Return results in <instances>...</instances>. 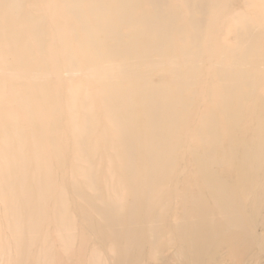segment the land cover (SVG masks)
<instances>
[{
  "label": "rangeland",
  "instance_id": "obj_1",
  "mask_svg": "<svg viewBox=\"0 0 264 264\" xmlns=\"http://www.w3.org/2000/svg\"><path fill=\"white\" fill-rule=\"evenodd\" d=\"M32 2L33 5L27 0H20L21 7L11 16V19L19 22L13 25L16 30L14 33L4 29L1 22L3 19L0 18V264H238L235 262L237 258L241 259L240 264H264V156H256L257 138L264 154V120L249 121L250 116L261 113L260 107L264 102V98L260 97L263 91L260 90L264 89V81H260L264 76L262 50L257 48L248 53L244 69L253 75L254 92L247 93L242 87L241 92L246 95L232 104L235 110L239 103L242 113V118L233 123L232 137L225 133L227 128L221 114L217 112L216 137L204 136L205 140H213L210 145L200 143L195 133L197 127H201L200 115H206L213 109L215 103L211 100L212 93L218 91V87L214 86L211 93L203 92L212 82L207 71L212 61L206 54L198 59L201 72L195 83L181 94V104L184 105L182 114L185 113V118L176 112L180 115L179 119H182L177 121L174 129L162 130L165 140L161 149H151L160 164L143 172L140 170L138 153L130 161L136 178L148 173V176L151 175L148 192L142 198L141 187L128 183L117 169V158L110 157L118 147L103 141H97L93 149L88 143L83 146L76 143L78 139L75 140V137L80 134L85 122L82 117L86 115L94 117V124H88L87 128L89 140L94 143L100 134V128L95 123V118L103 120L100 103L94 95L98 85L89 80L77 45L66 40V50H62L56 38V29L66 30L72 25L59 0H51V3H45L44 0ZM222 2L226 3V8L208 24V28H216L218 32L209 40V46L201 43V49L210 47L216 51L220 45L222 48L223 42L220 41L228 42L230 39L223 38L221 33L235 30L236 24L230 21L229 16L233 14V9L241 5L242 0ZM166 3L167 13L178 14L179 18L175 21L178 25H185L188 9L184 1L167 0ZM246 9L252 12L253 16L250 13L246 16L253 22L256 14L262 13L264 16L260 6L257 9ZM2 11L0 7V13ZM195 16L201 17L198 13ZM37 18L43 19L42 23L35 24L32 21ZM261 21L264 24V20H256L258 24ZM34 28H38V31L33 32ZM185 32L191 33L188 28ZM256 40V45L262 49L264 38L256 37ZM173 43L172 51L168 54L180 62L176 37ZM68 53L71 59L78 61L71 70H67L65 60ZM250 59L258 63L251 64ZM52 65L55 72L51 69ZM156 72L155 69L150 71V83H157ZM169 78L167 76L164 80L168 81ZM25 100L29 103L28 112ZM135 122L139 130L143 131V120L136 119ZM200 131L205 134L206 128L202 126ZM231 139L236 147L240 146V139L247 143L250 164L246 176L254 182L251 188L258 187L257 194L245 198L246 202L241 208L238 205L237 189L230 176L232 169L229 167L238 165L237 158L241 153L239 150L236 155L228 156L227 145ZM142 140L149 139L144 137ZM209 149L212 159L210 163V156L205 158V152ZM191 153L199 156L198 162L189 158ZM205 162L208 164L205 169L198 170L199 163ZM174 170L176 172L173 175ZM205 181L213 187L226 190L227 202L212 199L207 187H200ZM225 203L231 206L229 211L233 218L238 216L241 219L245 232H240L231 224L229 226L227 219L217 212L218 209L222 210ZM186 206L188 209H185ZM184 211L186 214H183ZM254 219L255 225L252 222ZM128 226L130 231L127 230ZM208 233L212 234L209 239ZM198 240H201L200 243ZM193 242L195 245H191Z\"/></svg>",
  "mask_w": 264,
  "mask_h": 264
},
{
  "label": "bare ground",
  "instance_id": "obj_2",
  "mask_svg": "<svg viewBox=\"0 0 264 264\" xmlns=\"http://www.w3.org/2000/svg\"><path fill=\"white\" fill-rule=\"evenodd\" d=\"M27 1L29 4L33 5L32 0H27ZM143 1H144V4H143ZM143 1L142 0H59V3L66 9L68 13L67 15L68 19L71 21L70 23L72 25L70 26V28H67L66 30L55 28L56 29L55 33L57 35L56 38H58L60 45L62 47V50H66V47H67L65 44L66 40L68 42L70 41V43L72 42L75 43L82 57L80 60L83 63V67L86 69V72H87L86 74L87 76H89V80L93 81L94 83L98 85V90L94 92V95L97 98L98 102L100 103V106H101L100 110H101L103 120L95 118V121H96L95 123L97 125V128L98 127L100 128V134L98 135L96 139H94V143H92L93 141L89 140L90 135L87 134V128H89L88 124L91 125V123H93L94 117L89 116V115L87 117L86 115L82 117L85 119V122H83L84 126L80 125L81 132L79 135H76L75 137L76 138L75 140L78 139L76 143H78L81 146L88 143V145H90L89 147L92 146L91 148L93 149V146L94 145L96 146V144H98L97 141H103L105 144L110 143V144H113L115 147H118L115 154H113V156L111 155L110 157L117 158V162H118L117 169L123 175V178L128 180V183L138 184L141 187V191H143L142 196H141L142 198L145 197L148 192L147 189H148V184L150 183L151 175L148 176L150 174L148 173L146 175L141 176L140 178H136L133 174L134 166L133 164H130V161H132L133 156H135V154L138 153L137 158L140 161V166H141L140 170H142L143 172L147 171L154 165L160 164V162L157 161L158 159L153 154L151 149H154L155 147H159L161 149V146L163 145L164 140H165V137H163L162 135V130L164 131V129H168V130L174 129V127L177 124V121H180L182 117L185 115V113L182 114V112L184 111V108L182 106L184 105L181 104V100H182L181 94L183 91H185V89L191 87L195 83L196 78L199 76L201 72L200 67L197 64L198 59L203 54H206V56L212 61V63L207 69L208 76L211 78L212 82L210 83L209 88L205 89L203 92H206L208 94V93H211L212 88L214 86L218 87V91H216L215 93H212L213 97L211 98V100L212 101L214 100V103H215L213 109L209 110V112L206 115H200L199 117L200 118L199 125L201 127L203 126L206 128L205 134L200 131L201 127H197L198 129L196 130V133H195L198 136V140L200 141V143H206V145H210L213 140L211 139L205 140L204 138L205 135L208 136L209 138H214L217 135L216 125H215V113L218 112L219 114H221L222 121L225 124V127L227 128L225 133L229 137H232L231 128L233 127V123L236 120H239L242 118L240 106H238L239 103L237 107L235 108V110L232 109V104L236 100L240 101V99H242V96L246 95L241 92V89L245 88L247 93L254 92L253 75L251 73H247V71H245L244 69V65L248 61L247 56H248L249 51L251 50L256 51L257 48L259 50H262L263 52L262 61L264 65V47L261 49V47L259 48L260 45H256L257 44L256 37L264 38V24H262V21H261V24H258L256 20L257 19L264 20L263 19L264 16L262 15V13H260V15H257L255 12L256 16L253 17L255 22L251 21L246 16L249 13H250L249 15H252L251 14L252 12L246 9L247 7H251L252 9H257V7L260 6V9L264 10V0H242V2L240 3L241 5L232 10L233 14L230 15L229 18L231 19L230 21H233L234 25L236 24L235 30L231 32L229 29V30H226V32L221 33L223 35V38H228L230 40L228 42L225 40H221V41L219 40L220 42H223V47L221 48V45L218 46L216 51H214L210 47H207L206 49H201V43H204L205 46H209V40L212 39V36L214 33L218 32L216 28L215 29L208 28V24H211L212 23L211 21H213L217 17V15H219L220 13L224 11V9L226 8L225 2H222V0H183L184 4L186 5L188 9V15L185 20V25H178L177 22L175 21L177 20V17L179 18L178 14L176 15L174 13L171 15L167 13V10H166L167 0H143ZM44 2L51 3V0H44ZM20 4H21L20 0H0V7L3 10L0 13V18L3 19V21L1 22H2V25L5 27L4 29L6 31H9L10 33H14L16 31L14 30L15 26L13 25L19 23L18 21L16 22L15 20L11 19V16H14L17 13L19 8L21 7ZM39 6H41V4ZM13 10H14V13H13ZM196 13L200 14L201 17H196L195 16ZM32 21H35L34 22L35 24L37 23L39 24V23H42L43 19L37 18V20H32ZM24 23L23 25H25ZM186 28L190 30L191 32L190 34L185 32ZM76 29H78V33H76ZM26 30L28 31V29ZM35 31H38V28H34L33 32ZM79 32L81 33L80 35H79ZM30 34L31 33H29V36H31ZM43 36H45V34ZM174 37H176L179 42L178 49L180 52V62L175 61V59H173V57H171L168 54L169 52L172 51L173 44H174L173 43ZM39 40H40V37H39ZM66 57L67 58H65V60H67V63H66L68 67L67 70H71L72 68H74L73 67L74 64L77 63L78 61H74L73 59H71V56L69 55V53L67 54ZM30 62H33V61H30ZM249 63L255 64V63H258V61H256L255 59H250ZM19 68L20 67H17L16 69H19ZM51 69L53 70V72H55L53 65ZM152 69L157 70L156 72L157 83H150L148 80L149 73L150 71H152ZM33 72H36V71H33ZM167 76L170 77L168 81L164 80ZM262 80L264 81V76L263 78H260V81ZM59 88L61 87L59 86ZM84 91H87V90L84 89ZM260 91H262L261 92L262 96L260 97L261 99H263L264 89H261ZM62 93H65V91H63ZM71 94L72 93L70 92L69 95L71 98H73L72 97L73 95ZM63 95L66 96V94H63ZM134 97H136L135 100H134ZM77 100H80V99L78 98ZM25 107L28 112L30 110L28 100H25ZM135 108H139V109L134 111ZM260 110H261L260 114L249 117V121H251V123L258 122V121L262 122V120H264V113L262 114V112H264V102L262 103ZM176 112L181 114L182 117L180 119H179L180 115L178 116ZM68 113L70 112L68 111ZM136 119L143 120L144 122V124L142 125L143 131L139 130V127H138L139 125H137V123L135 122ZM255 131L257 130L255 129ZM91 133L93 134V132ZM144 137H148L149 140L143 141L142 139ZM242 137L245 138V135H243ZM250 137L251 138L249 139L252 140L253 139L252 136ZM256 142H257L256 144H257V151H258L256 156L262 158L264 154L262 151L261 143L258 138L256 139ZM246 144L247 143H244V140L240 139V146L236 147L234 144V140L231 139L229 144L227 145L229 157L236 155L239 150L241 153L239 158L236 157L238 165L229 166L232 169V171H230L229 169V171L231 172L230 176L233 180L235 188L237 189L236 194H237V199L239 203L238 205L240 208L244 207L243 204H245L246 202L245 198L253 197V195L257 194V188H258V187L251 188L253 187L252 185H254V182L249 177L246 176V173H247L246 169L248 165L250 164L249 163L250 162L249 152H248V147L246 146ZM250 147L252 146L250 145ZM179 151H180V148H179ZM180 153L181 152H179V156L180 158H182ZM73 154H76V153L74 152ZM189 158L195 163L199 161L198 160L199 156L196 153H191L189 155ZM205 158H208L210 160L208 161V163L211 162L212 159H211L210 149L206 150ZM81 160L82 159H80V161ZM207 165L208 164H206V162L201 163V164L199 163L198 170H200L201 168L205 169ZM261 165L263 167V164ZM78 170H80V167L78 168ZM175 172L176 171L174 170V173L172 174L174 175ZM173 175H172V178L174 179ZM200 187L202 189L207 187L209 196L215 201L223 200L227 202L226 190H222L220 187H213V185H211L210 183L206 181L202 182ZM170 189L171 188H169L168 190ZM236 194L234 195V198L236 197ZM168 195L169 194H167V196ZM260 196H263V194ZM142 198L141 200H143ZM119 199H122V198L120 197ZM170 202L172 201L170 200ZM95 204L96 203H94V205ZM163 205L164 204H162V206ZM112 206L114 207V205ZM192 207H193V204H192ZM230 207L231 206L228 203H225V205H223L222 210L219 211L218 209L217 212L222 214L224 218L227 219L226 223H228L229 226L231 224L233 226H236L240 232H245L246 229L243 227V223H241V219L238 216L233 218V214L232 215L230 214L231 213V211H229ZM150 208H152V205L150 206ZM185 209H188V207L186 206ZM238 211H240V209H238ZM246 212L247 211H245V213ZM149 214H151V211ZM183 214H186L185 211ZM165 218H166V215H165ZM213 218L211 220H213ZM98 222L97 224H99ZM252 222L254 223L255 219ZM110 223L112 224V222ZM151 226L152 225H150V227ZM156 226L154 227L156 228ZM130 229L131 228L128 226L127 230L130 231ZM190 232L191 231L185 232V233H190ZM154 233L155 232H151V234H154ZM254 233L256 232L254 231ZM117 235L120 236V234H117ZM211 235L209 234V236H207L208 237L207 239H209ZM200 241L198 240L197 242L200 243ZM209 241L210 240H208V242ZM192 244H194V242L191 243V245ZM127 254H130V253L127 252ZM116 256H118V254ZM235 262L240 264L241 259L237 258Z\"/></svg>",
  "mask_w": 264,
  "mask_h": 264
}]
</instances>
